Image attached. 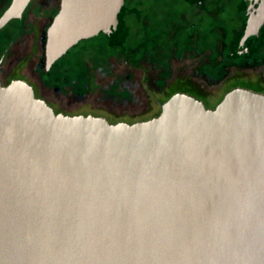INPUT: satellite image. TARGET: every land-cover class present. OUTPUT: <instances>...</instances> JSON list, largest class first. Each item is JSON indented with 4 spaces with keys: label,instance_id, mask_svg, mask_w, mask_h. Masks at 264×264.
Wrapping results in <instances>:
<instances>
[{
    "label": "water",
    "instance_id": "1",
    "mask_svg": "<svg viewBox=\"0 0 264 264\" xmlns=\"http://www.w3.org/2000/svg\"><path fill=\"white\" fill-rule=\"evenodd\" d=\"M124 3L61 0L46 67L116 29ZM0 264H264V94L236 88L207 108L177 93L111 123L0 81Z\"/></svg>",
    "mask_w": 264,
    "mask_h": 264
},
{
    "label": "flooded vegetation",
    "instance_id": "2",
    "mask_svg": "<svg viewBox=\"0 0 264 264\" xmlns=\"http://www.w3.org/2000/svg\"><path fill=\"white\" fill-rule=\"evenodd\" d=\"M12 1L0 0V17ZM167 3L175 9L156 19L144 0H125L116 29L80 40L47 68V31L61 0H31L0 28V81L28 82L56 113L76 115L88 104L108 115H147L135 122L160 114L177 93L207 108L236 88L264 94V0Z\"/></svg>",
    "mask_w": 264,
    "mask_h": 264
},
{
    "label": "rangeland",
    "instance_id": "3",
    "mask_svg": "<svg viewBox=\"0 0 264 264\" xmlns=\"http://www.w3.org/2000/svg\"><path fill=\"white\" fill-rule=\"evenodd\" d=\"M146 5V11H148L150 17L162 19L164 18V13L168 11H173L175 8L170 6L167 1L169 0H144ZM134 2V0H133ZM154 109L149 111L150 113L153 112ZM74 114H85V115H98L107 117L111 122H116L118 119L123 120L124 122H135L137 119L146 118L147 115H136V116H124V115H108L103 110L99 109L98 107H93L88 104L81 105L74 109ZM139 121V120H138Z\"/></svg>",
    "mask_w": 264,
    "mask_h": 264
},
{
    "label": "trees",
    "instance_id": "4",
    "mask_svg": "<svg viewBox=\"0 0 264 264\" xmlns=\"http://www.w3.org/2000/svg\"><path fill=\"white\" fill-rule=\"evenodd\" d=\"M125 9H123V11H124Z\"/></svg>",
    "mask_w": 264,
    "mask_h": 264
}]
</instances>
